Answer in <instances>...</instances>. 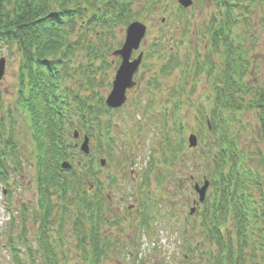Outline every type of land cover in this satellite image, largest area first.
I'll return each mask as SVG.
<instances>
[{"label":"rangeland","instance_id":"374dc122","mask_svg":"<svg viewBox=\"0 0 264 264\" xmlns=\"http://www.w3.org/2000/svg\"><path fill=\"white\" fill-rule=\"evenodd\" d=\"M192 2V6L185 10L179 7L178 0H166L150 6L143 0L136 7L137 13L142 14L135 20L147 27L146 36L131 57L135 59L141 52L144 54L141 68L133 78L137 85L125 93L127 101L123 108L102 118L110 123L109 136H104L101 142L98 137L89 142L91 154L97 163L94 165V172L99 168L98 160L100 158L106 160L104 167H101L97 174V179L104 186L109 185V188L105 187L102 190V196L108 197L110 202L105 203L106 205L101 203L99 207L101 211L97 208L92 210V206L84 209L83 200L78 196H75L71 203L69 201L63 203L53 195L51 199L55 205V214L51 216L44 214L41 191L37 185L38 165L35 159L33 134L27 113L18 105L20 54L14 47L2 46L0 59L4 61V74L0 80L2 98L0 119L6 134H13L21 168L14 173L10 170L6 182L0 180V264H14L9 248L11 244L16 245L15 251L22 259V264H31L28 249L31 255L34 254L33 264H47L43 262L46 257L41 249L36 251L38 246L40 248L37 239L40 224L44 219H48L47 223L51 225L47 234L51 235L54 244L58 243L56 240L60 234L63 238L61 240L64 248L61 251L63 261L59 264H96V259L98 264H200L199 259H204L202 252L208 251V246L200 245L201 233L194 227L199 221L195 217H189V212L194 206L193 203L198 200L194 186L201 188L203 176L211 169L210 162L207 163L205 158L209 157V152L215 150V146L210 145L213 143L214 133L212 134L211 129L205 125V114L211 112L214 93L207 76L195 78L191 73L185 79L183 75L190 70L189 68L194 69L192 64L196 55L202 56L212 51L209 35L204 33L208 30V23L219 15L210 0ZM258 6L260 5L256 2L254 7L257 8L249 16L246 15L247 21L241 22L234 32L247 49L246 59L250 62L246 78L250 93L245 97L246 107L235 115L224 113L226 123L230 125L229 130L238 132L235 134L238 148L247 154L256 152L262 143L258 137L261 128L258 112L249 107L254 98L253 94L260 92L264 86V7ZM125 28L126 26L118 27L113 39H107L109 48L101 51L106 62L102 63L100 59L93 61L94 66L100 68H103V64L110 63L107 68L99 71L101 76L105 71L106 76H103V80H107V83L102 80L103 87H97L96 91L104 97L110 94L115 69L119 64L112 53L121 49ZM158 46L162 48L156 50ZM153 53L158 55H152ZM164 56L175 58L176 68L173 67L175 69L168 64L162 65L165 61ZM89 59H93V55L90 57L80 53L73 64L85 63ZM213 61L220 65L221 59L217 56ZM166 69H168L166 73L161 75L160 72ZM218 72L217 69L213 74L216 76ZM79 78L78 75L71 78L64 86L76 89L78 84L85 83L78 80ZM176 109L179 112L177 116L174 114ZM259 114L261 115L260 112ZM72 122L74 126L77 125L75 117ZM166 122L170 127H166ZM172 126L176 131H168ZM74 129L77 128L68 129L66 139L76 145L73 157L80 159L84 132L78 131V139H74L72 138ZM189 136L196 137V148L189 149L186 145ZM169 140L175 149L182 148L173 166L162 163L163 156H169L170 153H163L161 147ZM111 142L115 147L111 155H108L102 149L105 150L107 144ZM256 164V159H253L251 162L248 161L247 167L254 169ZM73 167L82 173L80 167L83 166L77 167L76 161ZM160 174L166 176L163 181H158ZM147 175L149 187L140 186V183L147 179ZM112 179L114 184L110 182ZM82 180L84 183L86 181L92 183L89 178ZM79 188L75 185L73 193L77 194ZM211 190L210 186L207 195ZM136 198L142 200L141 204ZM75 199H80L79 203ZM88 199H92L93 202L92 193ZM143 203L153 210L152 214L156 218H152L156 222L153 230L135 228L133 216L136 210L142 209ZM130 207H134V210L129 215L126 214V210L133 209H129ZM109 211L111 214H106ZM63 213L66 214L63 228L60 230L61 233L57 234L53 230L58 227L61 219H58L59 216L57 218L56 214ZM88 214L103 216L105 214L110 221L119 217L120 221L113 226L98 228L99 233L103 235H100V241L94 244L95 234L91 232L95 230L94 226L96 227L94 221L99 219L96 217L91 221L92 216ZM77 217L82 218V223ZM121 217L128 219L123 220ZM74 222H77L75 226ZM77 226L78 230L75 229ZM79 235H83L81 240L87 237L90 247H83V241L77 238ZM24 240L27 245L21 243ZM194 247L198 248L195 255L189 252ZM103 250L104 255L99 253L104 252Z\"/></svg>","mask_w":264,"mask_h":264},{"label":"trees","instance_id":"16d2710c","mask_svg":"<svg viewBox=\"0 0 264 264\" xmlns=\"http://www.w3.org/2000/svg\"><path fill=\"white\" fill-rule=\"evenodd\" d=\"M144 1L147 6L163 2ZM210 1L222 13L220 23L213 22L209 28L220 65L216 66L212 56L207 54L183 75L185 79L191 73L195 78L207 76L212 90L220 95L212 102L209 112L210 131L214 133L210 145L215 146V150L205 158L211 165L207 178L212 190L196 214L202 238L200 245L208 246L199 263L261 264L264 262V86L253 94L249 103L261 121L258 137L262 143L256 152L247 154L238 148L235 135L238 132L229 130L224 113L235 115L245 109V97L250 93L246 82L250 69L247 50L239 36L231 37V28L237 23L233 25L228 20L241 16L239 5L246 3L248 9L257 2L264 7V0ZM141 2L143 0H0V52L5 46L14 47L20 54L18 105L27 113L33 134L37 185L44 214H55L53 195L63 203H71L78 196L83 200L84 209L91 206H86V182L82 180L87 179L91 169L82 165V173H79L76 169L61 171L59 167L60 162L68 160L74 152L73 145L66 139L67 131L74 127L86 131L101 128L107 108L103 96L96 91L97 87H103V82L97 77L101 68L94 66L93 61L103 60L101 51L109 48L107 39H113L118 27L128 25L142 14L136 11ZM80 53L93 55V59L73 64ZM217 69L215 76L213 71ZM77 75L78 80L85 83L73 90L64 86ZM1 99L0 92V110ZM74 117L76 126L72 122ZM6 135L0 119V178L4 181L11 165H15L13 171L21 168L13 134ZM173 151L169 161L172 164L182 148ZM253 159L257 164L251 169L247 165ZM75 185L80 187L77 194L72 190ZM197 250L194 247L189 252L195 255Z\"/></svg>","mask_w":264,"mask_h":264},{"label":"water","instance_id":"95a60500","mask_svg":"<svg viewBox=\"0 0 264 264\" xmlns=\"http://www.w3.org/2000/svg\"><path fill=\"white\" fill-rule=\"evenodd\" d=\"M179 3L188 7L191 5V0H179ZM145 35V26L138 22H134L128 26L126 29V38L125 42L120 50L115 54L122 57V63L116 73L112 91L109 94L106 104L111 108H119L125 102V92L127 89L133 87L134 83L132 77L134 72L137 70V67L140 62V58H137L133 62H129L131 53L133 50H137L142 38ZM4 74V61L0 60V80ZM197 140L194 136L189 137V147H196ZM81 150L84 153H88L87 139L85 138ZM62 168H70L68 164H62ZM208 187V182H205L204 185L199 189L196 186V190L199 194V201L203 202L205 198V192Z\"/></svg>","mask_w":264,"mask_h":264},{"label":"flooded vegetation","instance_id":"af4514ba","mask_svg":"<svg viewBox=\"0 0 264 264\" xmlns=\"http://www.w3.org/2000/svg\"><path fill=\"white\" fill-rule=\"evenodd\" d=\"M88 215H90V216H92V217H94V216H99V220H95L94 222L96 223V224H99V226H94V229L95 230H97L98 228H100V229H103L104 228V226H106V223H107V217L105 216V214H104V216L102 215V214H88ZM92 221V220H91ZM90 238V237H89ZM96 239H97V237H96Z\"/></svg>","mask_w":264,"mask_h":264}]
</instances>
